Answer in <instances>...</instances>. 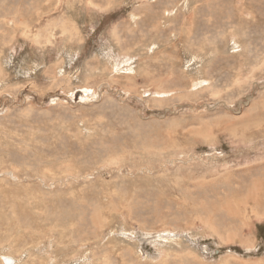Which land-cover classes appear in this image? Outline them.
<instances>
[{
    "label": "rangeland",
    "instance_id": "obj_1",
    "mask_svg": "<svg viewBox=\"0 0 264 264\" xmlns=\"http://www.w3.org/2000/svg\"><path fill=\"white\" fill-rule=\"evenodd\" d=\"M7 255L264 264V0H0Z\"/></svg>",
    "mask_w": 264,
    "mask_h": 264
},
{
    "label": "bare ground",
    "instance_id": "obj_2",
    "mask_svg": "<svg viewBox=\"0 0 264 264\" xmlns=\"http://www.w3.org/2000/svg\"><path fill=\"white\" fill-rule=\"evenodd\" d=\"M89 91V88L88 87H86L85 88V93H87ZM85 224H86V222H84ZM80 224V223H79ZM75 225V224H74ZM76 226V225H75ZM83 227V226H82ZM80 232V231H79ZM73 235V234H72ZM11 257V255L10 256H5V258H4V262H5V264H9L8 262H13V259L14 258H10ZM105 259V258H104ZM37 261V260H36ZM101 261H103V260H101ZM104 262H105V260H104ZM15 263V262H14ZM13 263V264H14ZM38 263V262H37ZM33 264H35V263H33ZM45 264H46V261H45Z\"/></svg>",
    "mask_w": 264,
    "mask_h": 264
}]
</instances>
